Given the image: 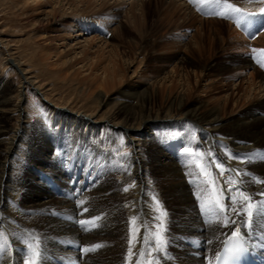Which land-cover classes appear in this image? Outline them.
<instances>
[{
    "label": "bare ground",
    "instance_id": "6f19581e",
    "mask_svg": "<svg viewBox=\"0 0 264 264\" xmlns=\"http://www.w3.org/2000/svg\"><path fill=\"white\" fill-rule=\"evenodd\" d=\"M139 1L142 0H5L7 7L12 12L17 10L25 21L23 27L32 29L26 31L25 35L38 46L40 41L48 39L47 26L60 22H70L74 27L72 33L80 23L84 27L100 26L112 33V38H118V42H121L120 24H110L94 13L106 7L121 9L128 4L131 11L139 5ZM168 2H173L172 7L175 4L176 8L182 10L184 18L190 19L194 13V18H200L197 19L198 25L191 22L195 28L185 32L189 37L182 44L185 54L178 56V61L163 74L157 72L159 76L152 79V87L127 86L121 96L118 94V97H114L120 100L113 99L112 114L101 117H97V112H73L69 108L50 103L40 91L41 82L29 75L26 63L20 62L21 59L18 60L11 51L9 40L0 36V53L5 60L3 67H16L20 79V85L12 89L0 73V232L6 233V242L3 249L0 248V264H25L30 259L25 254L29 242L34 246L37 242L39 244L42 252L39 264H135L137 260L147 264L140 255L141 250L151 253L147 257L151 264H212L223 240L248 220L250 209L244 198L240 197L234 204L229 199L236 195V188L251 194L256 202L264 201V195H260L264 193V67H261L264 52L260 51L264 49V26L259 27L260 33L250 40L232 25L235 17L231 13L230 22H227V31L231 35L228 36L238 44L250 42L255 47L252 54L237 59L231 66L220 64L211 56L216 42L222 43L226 39L221 27L215 24L217 21H201L202 17L193 10L196 7L193 8L189 0ZM240 5L250 12L263 9L261 0H246ZM92 36L88 37L90 39L73 37V42L65 46L67 50L55 51L43 44L39 58L47 66H54L55 72H63L65 75L78 73L79 69L82 73L86 68L94 73L92 79H97V88L103 90L96 104L104 106L110 94L105 87H112L117 81L122 82L125 79L124 72L116 63L118 51L113 49L115 44H111L110 56L106 65L100 68L101 71L91 67L94 57L87 50ZM259 38L262 42L259 45L253 44ZM190 53L197 57V65ZM225 72L229 74L224 75ZM178 82L180 92L168 97L170 110L154 112L148 102L155 97L156 89L160 92L170 91ZM28 88L44 95L41 100L53 124L74 125L77 130L83 125L89 134L101 130L103 125H111L126 133L133 146V155L131 167L127 173L122 174L124 182L115 184L111 179L100 181L96 165L88 171L76 172L64 167L60 169L64 189H59V193L56 191L60 197L55 200L52 188L44 182L45 176L53 173L54 163L44 154L41 160L29 159L30 142L23 139L27 133L23 90ZM193 92H202L205 98L203 96L199 101L195 100L192 98ZM133 98L147 104L142 107L133 102L137 100ZM142 108L145 111L137 114V110L142 111ZM12 114H15L18 122L16 127L9 126ZM93 116L95 119H92ZM175 121L177 123L174 126ZM176 125L182 128L181 136L169 144L160 143L156 136L157 130L167 126L173 129ZM179 151H183L185 157H180ZM249 153L256 155L249 160L246 158ZM234 156L237 158L234 159ZM65 159L61 161L66 162ZM14 160L18 162L17 167L13 165ZM34 161L37 165L33 164ZM216 162L222 163L228 170L224 175L220 174ZM198 164L206 168L207 176L201 175ZM16 170L17 174L12 178L11 174ZM212 177H215L216 188L224 190V203L232 205L237 211H244L242 216L231 210L226 212L228 219L235 221L234 224L224 226L223 217L217 219L202 210V201L211 192L207 181ZM229 179L239 184L226 183ZM29 180L33 181L32 188L24 192ZM39 181L42 185L38 184ZM52 199L55 200L53 203ZM49 208L64 215L56 216ZM80 210L85 211L82 216L88 224L85 230L76 225ZM133 217L136 218L134 223L131 222ZM154 233L166 240L162 251H156L160 241L155 239ZM241 234L257 255L264 256V216L256 215L252 226L245 224ZM129 240L132 241V254L129 253ZM67 245L78 248L72 249ZM96 245L99 247L94 248Z\"/></svg>",
    "mask_w": 264,
    "mask_h": 264
},
{
    "label": "rangeland",
    "instance_id": "374dc122",
    "mask_svg": "<svg viewBox=\"0 0 264 264\" xmlns=\"http://www.w3.org/2000/svg\"><path fill=\"white\" fill-rule=\"evenodd\" d=\"M202 1L203 0H201V2ZM244 1L246 0H228V3L232 2L231 4H233L235 7L238 8L239 5L242 4ZM167 3H169L168 0H142L139 1V5L136 6L135 9L133 8V10H131L132 12L130 11L131 6L128 4L126 6L124 5V7L122 6L121 9L120 8L110 9L109 7H106L104 8V10L101 9L100 12L97 11L98 13H94L96 17H98L99 19H104L108 21L110 24L112 23L120 24V27H122L121 28L122 44L121 42H118L119 41L118 38L114 37L116 40L112 38L114 36L112 33L108 32V30L106 29L100 28V26L84 27L80 23V25L76 27L75 29L76 31L72 33L71 31L73 30L74 27L71 26L70 22H60L59 24L53 23L47 26L48 28L47 30L49 31L48 33H46V36L48 37V39H46L45 42H41L39 37H36V39L40 41V46H38L33 42L32 39H27L25 32L31 31L32 29L28 27H23V25H25V21L21 19L22 17H20L18 11L15 10V12H12L7 7V3L5 2V0H0V29H1L0 36L9 40V43L11 44L9 45L11 46L12 49L11 51L14 52L13 54L18 60L21 59L20 62L26 63L25 66L26 69H28L30 72L29 75L35 76V78L39 81V83L41 82L40 91L44 93V95L48 98L50 103H54V105L56 106L58 105L59 107L69 108L73 112L76 111L82 112L83 110H84L83 112H88V113L92 111L95 113L97 112L96 113L97 117H101V115L104 116L106 114L107 115L112 114V111L114 109L113 106L114 102L120 100V98H117L115 100L114 97L115 96L118 97V94H120L121 96V93L125 91L127 86H128L127 88H133L136 87V85H141L142 86L141 88L152 87L151 84L152 79L158 77L159 73L161 75L163 74V72L169 70L171 66L174 65L176 61H178L177 57L180 55L183 56V54H185L184 53L185 49L182 44L183 42H187L189 38L186 36L185 32H187L189 28L192 27L195 28L194 24L198 25L197 19L200 20V18L198 17L194 18L196 16V14L194 13V15L191 16L190 19H186L182 15L183 14L182 10L178 9V7L176 8L175 4L173 5L174 7L171 6L173 2L165 6ZM199 3L200 2L191 5L193 8L196 7V9L194 8L193 10L199 16L202 17L201 21L204 20L210 21L214 19L215 22L216 21L217 22L216 23L213 22V23H215L216 25L218 24L217 26H220L223 31V34L226 35L225 41L222 43L220 41H217L213 47V50L211 51V56L213 55L212 57H215V59L218 60L217 61L218 63L227 64L231 66V64L235 62L237 59H240L241 57L248 56L253 53L252 51L255 46H252L250 42L249 44H247L246 42L242 44H238L237 42L231 40V36H228L231 35L230 32L227 31L228 18H225L220 15H213L206 13H203L206 16L202 15L197 10V5ZM174 8L177 9V12L176 9ZM225 8L226 6H223L215 11H224ZM232 14L234 16L236 15L235 13ZM17 15L19 18L17 17ZM183 20L186 21L184 22ZM191 22L194 24H192ZM121 24H123V26H121ZM207 25L211 26V24H207ZM260 27H262V25H260ZM188 32H190V30ZM90 34L93 35L92 36L93 38L90 41L91 45L88 48L87 53L91 54L94 57L93 58L94 61L92 63L93 65L91 67L94 66L93 68L98 69V71L99 70L101 71L102 67L106 65L108 58L110 56L109 50L112 49L111 44L113 45L115 44L113 49L118 51L117 52L118 55L116 56L114 55L116 59V63L120 65L122 71L124 72L125 79H122L123 80L122 82L117 81L114 83L112 87L110 85L105 87V89L110 94L108 95L109 98L107 99V102L104 106H100L96 104L97 101L99 100L98 96L101 95L100 92H102L103 90L100 89L101 87L97 88V84H98L97 79L95 78L92 79L94 73H92L86 68V70L82 73L80 72L81 69H79L77 70L78 73H75L73 75L71 74L65 75L63 72H59V73L55 72L54 66L51 67L47 66L46 64H44L46 62L41 61L39 58V51L41 49L40 47L43 44L44 46L48 45L50 49H55V51H57L58 49L67 50V47L65 46L67 45V43L69 44V42L70 43L73 42L72 41L73 37L79 36L80 39H84V38H88L89 36L91 37ZM40 36L43 37L42 35ZM98 36L100 37L98 38ZM261 42L262 40L259 38L255 40L253 44L258 43L259 45ZM172 44H175V46H173ZM222 44L223 46L225 45L224 46L225 48L222 47ZM233 44L234 46H232ZM235 44L237 45L235 46ZM230 46L232 47L230 48ZM75 49L77 50V48ZM179 51L180 52L182 51V53H179ZM190 55L194 57L191 58L190 56V58L194 61L195 65H197L199 63L198 59H195L197 57H195L194 54L192 53H190ZM114 56H112V59ZM98 57H100L101 59ZM2 59L3 57L1 56L0 53V73H2L1 77L5 78L8 81L12 89H16L20 85L19 72L16 67L9 69L4 68L3 63L5 60ZM98 60L100 61L98 62ZM128 65L130 66L127 69ZM76 67H78V65ZM157 72L159 73L156 75ZM228 74L229 72H225L224 75H228ZM37 76L38 77L40 76L39 79L41 81L38 79ZM193 81L194 79L192 80V82ZM178 84L179 82L172 90L170 91L166 90L163 92L158 91L156 89L157 86L154 85V89H156V94L153 100L148 102V105H150L149 107L154 112L170 110L168 97H170L171 95L177 92H180L181 88ZM24 90H23L24 92L23 106L26 108L25 109L26 121L24 125L26 126L27 133L24 134L23 139H26L30 142V149L28 152L29 159L41 160L43 159V156L41 155L44 154L46 155V157L50 158V162L54 163L55 169L53 168L54 170L53 173L49 174L48 176H45L44 182L48 187L50 185V187L52 188V191L54 193L53 196L55 200H57V198L60 197L56 195V191L57 193H59L58 192L59 189H64V183H62L63 176L60 173V169H64V167H69L72 172L73 171L76 172V171H88L96 165L97 166L96 172H99L97 173V176L100 181L111 179L110 181L114 182L115 184L124 182L122 178V174L127 173L128 168L131 167L132 164L131 157L133 155V146H131L129 137L127 136L126 133L120 131L117 128L112 127L111 125H105V126L103 125L101 130L96 131V133L89 134L86 126L83 125L78 127L77 130V128L74 125L60 126L53 124L52 122L49 121V111L46 110L47 107L45 104H43V100H41L43 99L44 95H41L33 91L32 88H28L27 90L26 89ZM25 92L27 93L26 95ZM203 96L204 95L202 92L201 93L193 92L192 94V98L198 101L199 99H202ZM113 99L115 100L114 102ZM135 99L137 100L133 102L137 103L140 106L142 105V107L143 105L145 106L147 104L143 100H140L138 98ZM135 99L133 98V100ZM144 111L145 110H143V108L142 111L137 110V114H140L141 112ZM14 116L15 114H12L11 119L9 120L10 127H16L18 124V122L15 120L16 116L15 117ZM92 119H95V117L93 116ZM175 123L177 122L176 121L174 122V126ZM170 128L171 126H167L163 130H157L156 136L158 137V141L160 143L169 144L171 142H174L175 138H179L181 136L182 128L180 126L177 127L176 125V127H174L173 129ZM31 151L34 152L32 153ZM184 154L185 153L183 151H179L180 157H185ZM62 159H65L67 161L63 162L61 161ZM33 164L37 165L35 161L33 162ZM13 165L17 167L18 162L14 160ZM56 165L58 166L56 167ZM16 174H17V170L13 171L11 174L12 178L15 177ZM15 182L18 184L19 183L18 179H16ZM39 183L40 185H42L40 181L38 182V184ZM32 185H33V181L29 180L28 182H26V185L24 187L25 188L24 192L32 188ZM55 200L52 199V203ZM49 211L54 212V214L56 216L59 215V217L64 215L63 213L56 211V209L54 210L53 208H49ZM84 212H85L84 210H80L78 212L79 219L76 221L77 227L83 230H85V228L88 225V224L86 225V221H84V219L82 218L83 214H85ZM81 221H83L84 224H82ZM3 234H5L4 236L6 237V233L3 232ZM67 246H69V248L72 249L78 248L77 246H72V245H67ZM1 249H3V247ZM25 254L27 257L30 256L31 260L33 259L35 260V256L30 255L29 249H27V252L25 251Z\"/></svg>",
    "mask_w": 264,
    "mask_h": 264
},
{
    "label": "snow or ice",
    "instance_id": "6c2138e0",
    "mask_svg": "<svg viewBox=\"0 0 264 264\" xmlns=\"http://www.w3.org/2000/svg\"><path fill=\"white\" fill-rule=\"evenodd\" d=\"M198 2H201V0H189V3L192 4H196ZM210 2L214 5H216L217 9L226 6L224 11H215L212 12L210 14L213 15H220L223 16L225 18H228L229 15L231 13H236V12H240V9L235 7L233 4L228 3V0H210ZM248 2H253V0H248ZM261 2H264V0H261ZM198 11H203V9L198 8ZM261 12L264 13V9H261ZM255 14L252 13H248L247 15H244L241 17V19H245V20H251L254 19ZM261 52H264V49L260 50ZM261 67H264V63L261 64ZM185 151H189L188 149H185ZM256 153H249L247 154V159H252L253 157H255ZM234 159L237 157H233ZM244 159V158H241ZM198 167L201 168V175H208V172L206 170V168L202 165V164H198ZM216 167L220 169V174L224 175L226 171H228L225 166L220 163V162H216ZM232 171H238L233 169ZM245 175H247V173H245ZM259 182V181H258ZM209 188L211 189V192L208 196L207 199H204L202 201V210L205 213H209L213 216H216L217 219H220L221 217H223V221H224V226H228L229 224H234L235 221H230L228 219V217L226 216V212L231 210L233 212H235L237 215H244V211L243 209L237 211V209L235 207H232V205L229 204H225L223 201V196H224V190L223 189H218L216 188V180L215 177H212L209 181H207ZM226 183L228 184H235L238 185L239 182L238 181H234L229 179L228 181H226ZM125 191H128L127 188L124 189ZM228 191H232L231 188L228 189ZM260 195H264V193H261ZM243 197L244 201L246 202V206L250 209L247 213L248 216V220L245 223L240 224L236 229H234L231 232V237L235 238L234 240V248L233 250H239L242 247V241L244 239L243 235L241 234V229L245 226V224L248 227L252 226L253 223V219L256 215H261L264 216V201H260V202H256L252 199L251 194H247L242 188L237 187L236 188V195L230 196L229 199H231L234 203H237L239 201V198ZM155 199V197L153 198ZM157 204H159V201H156ZM166 215V213H165ZM135 217L132 218V223H134L135 221ZM157 219H159V217H157ZM81 223L83 224L84 222L81 221ZM157 228H160V225L156 226ZM155 239H157L158 241H160L159 246L156 248V251H162L164 244L166 243V240H164L162 238V236L160 234L154 233L153 234ZM6 242V237L4 236V234L2 232H0V248H2L4 246ZM131 244L132 241L129 240V253L132 254V248H131ZM95 247H99V245L94 246ZM28 248L30 250V255H34L36 257L35 260H26L25 264H39V260L42 257V252L39 250V244L38 242L35 244V246L33 245L32 242L28 243ZM88 249H86L85 251H87ZM140 255L143 256L145 258V261L147 262V264H151V261H147V257L151 255L150 252H145L143 250H141ZM217 259H219V257H217ZM135 264H141V262L139 260H137L135 262Z\"/></svg>",
    "mask_w": 264,
    "mask_h": 264
}]
</instances>
